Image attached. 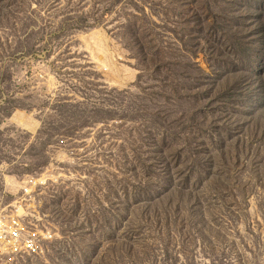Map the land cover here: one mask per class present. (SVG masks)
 Returning <instances> with one entry per match:
<instances>
[{
    "label": "rangeland",
    "instance_id": "obj_1",
    "mask_svg": "<svg viewBox=\"0 0 264 264\" xmlns=\"http://www.w3.org/2000/svg\"><path fill=\"white\" fill-rule=\"evenodd\" d=\"M50 164L18 264H264V0H0V206Z\"/></svg>",
    "mask_w": 264,
    "mask_h": 264
},
{
    "label": "built area",
    "instance_id": "obj_2",
    "mask_svg": "<svg viewBox=\"0 0 264 264\" xmlns=\"http://www.w3.org/2000/svg\"><path fill=\"white\" fill-rule=\"evenodd\" d=\"M61 151H55L54 158L59 159ZM55 171L50 164L41 174L27 176L12 201L0 206V264H18L23 257L38 255L51 239L42 206L45 190L56 182Z\"/></svg>",
    "mask_w": 264,
    "mask_h": 264
}]
</instances>
